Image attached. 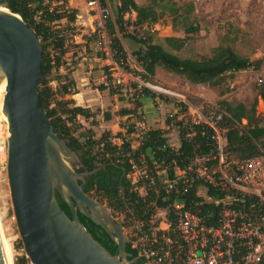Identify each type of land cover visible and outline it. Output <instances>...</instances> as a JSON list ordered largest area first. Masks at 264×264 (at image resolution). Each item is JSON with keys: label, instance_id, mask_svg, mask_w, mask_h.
Wrapping results in <instances>:
<instances>
[{"label": "built area", "instance_id": "built-area-1", "mask_svg": "<svg viewBox=\"0 0 264 264\" xmlns=\"http://www.w3.org/2000/svg\"><path fill=\"white\" fill-rule=\"evenodd\" d=\"M62 4L63 10L58 9ZM80 5L88 23L76 11ZM41 6L67 15L74 13L73 21L62 19L73 29L71 43H93L103 69L99 84L131 104L121 133L109 139L115 148L106 150L101 145L98 157L126 161L130 167L126 177L141 202L137 213L131 207L123 212L119 224L137 252L139 264H264V156L228 160L223 155L218 127L220 115L214 112L205 117L191 112L182 124L184 138L191 142L197 134L195 126H207L214 131L215 149L194 153L184 168L174 166L172 176L167 167L156 162L151 166L141 150L150 127L136 105L140 100L138 90L148 83L128 69L127 60L114 46L108 29V4L103 0H41ZM43 13L40 9L34 16L38 19ZM135 16L134 12L123 16L130 34L138 29ZM59 28L67 31L65 25ZM259 85L264 87V77ZM173 95L183 99L177 93ZM167 115L169 128L177 131L186 113L177 108ZM172 164L176 165L174 161Z\"/></svg>", "mask_w": 264, "mask_h": 264}, {"label": "trees", "instance_id": "trees-1", "mask_svg": "<svg viewBox=\"0 0 264 264\" xmlns=\"http://www.w3.org/2000/svg\"><path fill=\"white\" fill-rule=\"evenodd\" d=\"M115 1L116 17L114 22L110 19L108 21L109 33L113 36L114 46L117 48L118 53L125 60L127 54L116 36L115 25L118 32L129 37L135 45H138L133 54L136 56V62L141 68L139 74L144 81L153 77L156 68L160 67L169 73L184 77L193 84L219 86L224 81L225 76L232 77L234 73L248 68L254 70L261 68L263 59L251 61L249 58L237 54L229 45L215 47L210 56L182 58L168 51L161 44L154 43L151 34H147V32L142 33V35L137 34L139 30L156 24L165 11L172 16L171 23L173 27L181 25L187 36L196 33L199 27L190 21L191 14L194 11L193 2H184L182 5H178L175 0H166L159 12L153 5H140L135 0ZM103 3H105V0H103ZM0 4L20 15L38 36L42 51V80L38 87L41 108L49 118L56 135L78 154L87 170L90 171L103 166L102 169L86 178L84 186L88 188V194L90 192L102 194L108 198L109 204L114 206V203L110 201L109 192L115 180L124 173L123 184H118L127 188L131 187L129 180L126 179L130 167L126 161L117 162L98 157L101 145L106 150L115 148L109 143L111 136L108 133L104 132L96 139L93 138V132L90 129L78 132L81 124L77 121V116L81 115L87 119L91 115L88 109L77 106L72 99L66 98L67 95L74 92L75 83L70 77L69 70L65 73L59 72L60 67L65 65L64 56L69 51L70 41L67 39L68 36L63 33V29L54 28L53 22L62 19L73 21L75 19L74 13L67 15L63 11H49L46 7L41 6V0H0ZM40 9H43L44 13L36 19L35 12ZM130 12L136 14L134 24L138 29L134 31V34L125 33L123 16L125 13ZM186 39L169 36L164 38V42L171 49L179 51L185 46ZM52 81L56 82L55 88L51 85ZM138 92L140 97L150 96L155 98L158 96L156 92L147 87H142ZM258 95L264 105V87L259 89ZM175 104L180 113H187V106L184 103L175 101ZM218 104L216 114L220 115L218 127L222 132L223 155L228 160L264 156V126L258 120L257 101L249 109L243 103L233 105L226 100H220ZM136 105L141 107L140 100L136 102ZM188 119L189 116L184 115L177 125L180 141L178 148L169 144L168 137L161 129L148 130L143 137L141 150L151 166H153V162H156L161 167H167L170 176H172L174 166L180 169L184 168L194 153L206 154L215 149L216 142L212 138L214 131L207 126H195L197 134L191 142L184 138L182 124ZM243 120H246V124L243 123ZM91 124H95V121H92ZM166 124H169L168 119ZM173 161L176 165L172 164ZM209 194L213 195V192L210 190ZM56 196L60 207L70 215L67 204L58 193H56ZM127 202L133 212L137 213L141 199L136 192L131 191ZM78 217L98 242L112 254L117 252L116 244L100 226L80 213ZM19 248H23L22 244L19 245ZM125 248L129 254V259L137 257V252L129 242H127ZM27 262L28 259L23 254L15 264H26Z\"/></svg>", "mask_w": 264, "mask_h": 264}, {"label": "water", "instance_id": "water-1", "mask_svg": "<svg viewBox=\"0 0 264 264\" xmlns=\"http://www.w3.org/2000/svg\"><path fill=\"white\" fill-rule=\"evenodd\" d=\"M9 69L2 99L6 117V174L25 256L32 264H138L127 238L106 207L88 196L87 170L78 154L56 135L41 108L42 51L35 31L17 13L0 6V60ZM125 175V173L123 174ZM56 193L70 215L59 205ZM84 215L116 244L112 254L79 220ZM0 264L9 261L0 234Z\"/></svg>", "mask_w": 264, "mask_h": 264}, {"label": "rangeland", "instance_id": "rangeland-1", "mask_svg": "<svg viewBox=\"0 0 264 264\" xmlns=\"http://www.w3.org/2000/svg\"><path fill=\"white\" fill-rule=\"evenodd\" d=\"M140 5H153L159 12L162 10V5L166 0H135ZM178 5L184 2H193L194 11L191 14V19L194 24H197L199 30L196 33H184L182 26L173 27L171 20L172 16L167 11L162 14L159 21L149 27L139 30L137 34L142 35L145 32L151 34L153 42L161 44L168 51L185 58H201L210 56L213 49L219 45H229L239 55L249 58L251 61L263 59V63L259 70L248 68L234 73L232 77L225 76L224 81L219 86H209L205 84H193L188 82L184 77L177 74L169 73L164 69L157 67L155 75L145 81L146 86L152 89L157 94L161 95L164 101L175 100L182 101L187 106V113L200 112L203 116L208 117L219 107L220 100H226L229 103L236 105L243 103L248 109L257 101V116L259 122L264 126V109L262 100L258 95L260 85L259 79L264 77V0H175ZM110 9V20L115 21L116 17V1L105 0ZM35 5V3H33ZM1 7L2 6L0 4ZM58 9L64 8V4L58 5ZM82 15V19H87V14L82 5L76 10ZM135 14V12H134ZM136 15V14H135ZM132 16V15H129ZM80 19V20H82ZM88 23V21L86 20ZM67 27L64 29L70 47L68 52H74L71 58L78 61L83 58L85 53H95L94 49L88 44L86 48L83 45L72 44V28L66 25V21H58L54 28ZM116 36L121 44H126L127 64L129 70L136 77L140 76L141 68L136 62V56L133 51L138 48L129 37H126L121 32ZM126 34L129 32L126 31ZM174 36L187 38L185 46L175 51L168 47L164 38ZM85 52V53H84ZM143 80V79H142ZM51 85L55 88L56 82L52 81ZM155 87V88H154ZM179 94L183 99L173 95ZM169 112H173L169 111ZM165 111L161 120L168 119V113ZM169 120V119H168ZM246 124V120L243 121ZM82 128V125H81ZM78 128V132H84ZM171 129V128H170ZM86 130V129H84ZM8 136L7 122L4 116H0V227L2 234L5 237L7 245V256L11 263L19 261L23 256V248H19L21 239L17 230L16 221L12 209L9 185L6 174V138ZM177 132L173 131L169 137L172 142L177 141ZM83 138L81 137V140ZM235 160V159H233ZM89 197L96 200L108 209L112 217L119 223L123 218L124 213L118 208L111 206L107 198L96 192H90ZM23 247V246H22ZM25 255V254H24ZM26 257V256H25ZM27 258V257H26ZM28 259V258H27ZM26 264H32L28 259Z\"/></svg>", "mask_w": 264, "mask_h": 264}, {"label": "crops", "instance_id": "crops-1", "mask_svg": "<svg viewBox=\"0 0 264 264\" xmlns=\"http://www.w3.org/2000/svg\"><path fill=\"white\" fill-rule=\"evenodd\" d=\"M89 45L95 51L93 43H89ZM124 45L126 46V44H122V47L126 53ZM82 47L86 48V46ZM73 54L74 52L65 54L64 59L66 62L65 65L60 67L59 72L65 73L69 70L70 77L75 83L74 92L67 95L66 98L72 99L75 105L88 109L91 115L87 119L81 115L77 116V121L82 125L81 129H90L93 132V138L96 139L104 132L111 137L119 135L123 129L126 117L131 113H129L132 108L131 104L124 96L99 84L103 69L96 52L85 53L83 58L78 61L74 60L75 58H71ZM164 100L159 94L155 98L141 96V109L146 115L150 129H161L164 131L168 137L169 144L178 148L180 145L178 131L170 129L166 121L161 120V115L165 111H176L178 107L175 104V100ZM92 121H95V124H91ZM173 131L177 132L178 138L176 142H172L169 139Z\"/></svg>", "mask_w": 264, "mask_h": 264}, {"label": "flooded vegetation", "instance_id": "flooded-vegetation-1", "mask_svg": "<svg viewBox=\"0 0 264 264\" xmlns=\"http://www.w3.org/2000/svg\"><path fill=\"white\" fill-rule=\"evenodd\" d=\"M124 176L125 175H121V177H118L115 180V182L113 183L112 189L109 192V195L111 198L110 201L114 203V207L120 209L123 212L127 211V209L130 207L127 202L128 195L131 193V191L135 192L131 187L127 188L123 185L118 184V183L123 184Z\"/></svg>", "mask_w": 264, "mask_h": 264}, {"label": "bare ground", "instance_id": "bare-ground-1", "mask_svg": "<svg viewBox=\"0 0 264 264\" xmlns=\"http://www.w3.org/2000/svg\"><path fill=\"white\" fill-rule=\"evenodd\" d=\"M9 57H10V54L8 53L4 58H2L0 60V116L1 115L4 116V114L2 113V99H3V96L5 94V89H6V85H7V75H8V69H9ZM4 118L6 120L5 116H4ZM0 234H1V238H2V243L4 245V249H5V251H7L6 240L2 234L1 227H0Z\"/></svg>", "mask_w": 264, "mask_h": 264}]
</instances>
